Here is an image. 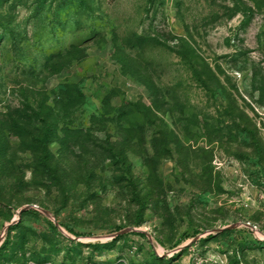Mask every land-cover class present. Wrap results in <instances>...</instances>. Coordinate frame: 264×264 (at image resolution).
<instances>
[{
  "label": "rangeland",
  "instance_id": "1",
  "mask_svg": "<svg viewBox=\"0 0 264 264\" xmlns=\"http://www.w3.org/2000/svg\"><path fill=\"white\" fill-rule=\"evenodd\" d=\"M1 246L264 264V0H0Z\"/></svg>",
  "mask_w": 264,
  "mask_h": 264
},
{
  "label": "trees",
  "instance_id": "2",
  "mask_svg": "<svg viewBox=\"0 0 264 264\" xmlns=\"http://www.w3.org/2000/svg\"><path fill=\"white\" fill-rule=\"evenodd\" d=\"M137 234H138L139 236H142V237L144 236V234H142V233H137ZM2 250H3V246L0 247V253H1Z\"/></svg>",
  "mask_w": 264,
  "mask_h": 264
},
{
  "label": "water",
  "instance_id": "3",
  "mask_svg": "<svg viewBox=\"0 0 264 264\" xmlns=\"http://www.w3.org/2000/svg\"><path fill=\"white\" fill-rule=\"evenodd\" d=\"M23 210H21V212H22ZM45 214H47L46 212H44ZM226 229H229V228H226ZM224 230V229H223Z\"/></svg>",
  "mask_w": 264,
  "mask_h": 264
}]
</instances>
